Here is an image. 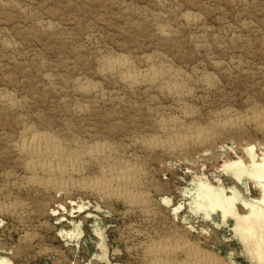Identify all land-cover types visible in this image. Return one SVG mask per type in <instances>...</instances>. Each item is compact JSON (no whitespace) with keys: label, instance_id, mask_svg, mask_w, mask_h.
I'll list each match as a JSON object with an SVG mask.
<instances>
[{"label":"rangeland","instance_id":"374dc122","mask_svg":"<svg viewBox=\"0 0 264 264\" xmlns=\"http://www.w3.org/2000/svg\"><path fill=\"white\" fill-rule=\"evenodd\" d=\"M0 1H1L0 2V35H1L0 36V91L4 94H8V95L11 94L10 96H13L17 105L19 106V107L17 106L16 109H10L0 104V114H1L0 115V134H1L0 149L1 148L3 149L0 150V154H2V151L3 153H5L2 154V157H0V206H9V205L12 206L14 204H18L19 206L16 214L14 215L12 214L13 216L10 214L4 216L0 215V221H2L0 223V257H1L0 259H6L10 261L9 262L10 264H127V263L137 264V262L138 264H148V260H146L148 259L146 256V248L149 244L153 242L155 243L170 242L173 245H178L188 242L190 244H199L208 251L215 253L220 258L218 264H260L255 259H253L252 261L251 256H249L248 252L245 249V246H243V244L239 241L238 239L239 236L233 230L235 227L234 220L230 219L228 220L227 224H224L221 221L222 220L221 218L218 217L216 218V216H214L215 220L212 221L211 219L206 218L204 216V213L201 212V210L200 211L197 210V207L195 208L196 205L193 206V204L196 202L195 200H197V196L201 195L202 193L203 194L208 193L212 188L213 189L223 188L228 196H231L234 193L233 191H235V194L240 196V198L243 199L244 201L258 199L261 196V193L264 195L261 186L257 183L255 179L252 180L248 177H245L242 183L237 184L234 180L233 175L223 167L224 164L238 160H242L244 164L247 167H249L250 160L246 152L244 151L246 150V148L250 146H254L256 154L262 156L264 154V130L260 129L255 123L251 121L250 122L246 121L242 123L243 126L240 125L237 129L234 130H226V131L216 130L214 132L215 137L212 141L214 144L211 142L208 144H204L202 147H191L186 150L178 151L175 153H168L167 151L162 149L150 150L142 145H144V142H146L147 140L153 138H157V139L159 138L165 140L169 136V134L166 133V131H164V129L162 128V124H161L162 121L172 120L173 122H176V124L178 125H185V126L198 125L197 127L200 126L199 128H203L204 126H205L204 128H206L209 126L210 122L213 119L223 120L226 117V115H229L230 113L237 115H244L249 112L250 113L257 112L261 114L264 113L263 112L264 84H261L264 82V0H234V1L233 0H165V1L164 0H159V1L157 0H7L6 2L5 0H0ZM167 2L171 4H167ZM234 3L237 5V7L234 6ZM243 4L245 6H243ZM19 5L21 8L20 7L18 8ZM240 5H242L241 6L242 8L240 7ZM21 9L23 11H21ZM181 9L183 10L181 11ZM221 9L223 12H225V14L223 12H220ZM165 10L167 11L165 12ZM202 10L205 11L207 10L206 11L207 13L205 11H203L204 12L203 13ZM177 12H179V14ZM191 12L196 16L197 25L199 24V26L195 25L196 22L194 23L185 20L186 18H184V16L187 13H191ZM143 15L145 20L141 17ZM148 16L150 17L148 18ZM41 17L44 19H42ZM147 18L148 20L150 19V21H148ZM171 18H173L175 22ZM32 21L35 23V25L34 23H32ZM180 21L183 24L182 23L179 24ZM204 22H206L205 23L206 25H203ZM171 23L173 24L171 25ZM184 23L186 26H184ZM242 23L244 26L242 25ZM244 23L246 24V26ZM153 24L156 27L153 26ZM31 25L34 26L32 27ZM36 26L38 29L36 28ZM236 26L237 27L240 26V27L237 28ZM31 27L34 32L31 30ZM208 27L209 29H207ZM33 28H35L36 30ZM162 29L165 30L167 29L166 31L168 33L166 34L162 33L161 32ZM29 31L30 34L28 33ZM54 31H57L55 33L58 34H55ZM173 31H175L176 33ZM210 31L211 34L209 33ZM220 32L224 36L220 35ZM233 32L234 33L236 32L235 35ZM239 32L240 33L243 32V34L241 35ZM41 34L44 36H41ZM54 34L58 36H54ZM177 34L179 35L177 36ZM157 35L159 38L157 37ZM211 35L214 37H212ZM239 36L241 37L243 36L242 39ZM234 37L236 39H234ZM177 38L180 39L178 40ZM237 38H240L241 41ZM163 39L165 42L163 41ZM171 39L172 40L175 39V40L172 41ZM250 39L252 40V44L250 43L251 42ZM260 39H262L263 41ZM204 40L206 41V43H204L205 42ZM235 40H239V41L237 42ZM234 41L236 42V46L234 45ZM6 42L8 45L6 44ZM239 42H241V44ZM181 43H183L184 45L182 44L183 45L182 46ZM224 43L225 45H223L224 46L223 47L221 44ZM172 46L174 49H172ZM243 46L246 47L243 48ZM16 47L18 50L16 49ZM157 47L159 50L157 49ZM190 48L191 50H189ZM205 48L207 49L205 50ZM233 48L236 50H233ZM171 49L174 51H172ZM225 49H227L226 52L223 51ZM162 50H164V52ZM12 51H14L15 54ZM188 51L191 52L192 54L188 53ZM97 52L100 53L97 54ZM210 52L212 53L210 55L213 56L209 55ZM201 53L204 56H201ZM134 54L135 56H133ZM173 54L174 55L176 54V57H174V59H173ZM159 55L161 56V58H159L160 57ZM178 55H181V57H177ZM188 56L192 58H189ZM211 57H213L212 60ZM40 58L42 59L41 61ZM95 58H97V60ZM115 59L116 60L127 59L126 61L131 66L133 67L135 66L137 70H144L147 67L151 66L152 64V66L155 67L158 66L160 68L169 71L172 70V72L180 73L181 75H183V80L181 79L179 80V84L184 89L183 99L181 101L176 100L178 102L177 103L175 99L166 92L160 91L157 88L155 89L149 87L147 85H142L133 89L128 88L126 84L120 81L118 75L112 74L111 72L105 70L107 69L108 62L110 60H115ZM186 59L189 61V62L186 61L188 62L187 64L191 66L185 65ZM198 60L200 61L198 62ZM168 62H170L171 66H168L170 65ZM201 62H206V63L204 64ZM192 64L194 66H192ZM212 65L215 67V69ZM225 65L226 68H224ZM229 65L235 67L233 68ZM238 65L241 67H239ZM187 66L191 67V69L187 68ZM48 67L51 68L49 69ZM40 68L42 69L43 72L40 70ZM206 68L208 69L205 70ZM23 69L25 71H23ZM44 70L46 71L44 72ZM230 70L232 72H230ZM226 71L228 73H226ZM253 71L254 73H252ZM229 72L232 73V75ZM219 74L223 76V77L220 76V78L222 79L219 78ZM235 74L237 76H233ZM249 74L251 75V77ZM245 75L247 76V78ZM204 77H210V78L212 77L215 84H213V86L209 88L204 87L200 81V78L202 79ZM104 81L106 84L104 83ZM260 81L263 82L260 83ZM82 82L95 85L101 93L99 95H95V94H84L80 92L79 89H80V85L83 84ZM106 85L108 87V88L106 87L107 90L105 88ZM256 86L259 88L257 89ZM41 88L44 89L41 90ZM55 89L56 90L58 89L57 90L58 92ZM197 89L198 90L201 89V90L198 91ZM130 90L131 91L133 90L135 92L133 91L131 92ZM153 90L155 91L153 92ZM210 90L213 93H211ZM207 92L210 93L208 94ZM192 93L196 96H193ZM50 94H52V96ZM130 94L131 96H133V98L130 96ZM64 95H65V99H64ZM185 95L187 97H185ZM207 95L208 97H206ZM222 95L225 97L223 98ZM255 95L256 97H253ZM127 96L128 97L130 96L131 98H128ZM135 96L137 97L135 98ZM202 96H203L202 99L203 101H201ZM165 97L166 98L168 97V99H166ZM59 98L61 100H59ZM66 98L68 101L66 100ZM171 98H173L174 100ZM259 98L262 99V102L261 100H259ZM192 99L194 100L192 101ZM69 100H70V104H68L67 106L66 104L67 102L69 103ZM117 100L120 102H118ZM145 101L148 102L146 103ZM199 101H201V103ZM105 102L107 103V105ZM189 102L194 104H191ZM222 102L223 104H221ZM34 103L35 105H33ZM71 103H73V105H71ZM98 103L100 104L98 105ZM204 103L207 105H205ZM239 103L242 104L240 105ZM62 104H64L65 107ZM165 104L168 105L166 106ZM211 104L212 106L210 107ZM142 105H144V108ZM239 105L240 108L238 107ZM193 106L196 107L193 108ZM100 107H102V109ZM201 107L202 108L204 107V109H202ZM243 107L245 108L243 109ZM91 108H94V110ZM109 109L113 110V112L115 111V109H117V111L113 113L112 111H109ZM207 109L208 112L210 110L209 113L206 111ZM140 110L141 112H139ZM204 110L208 114H206ZM240 110H242V112ZM55 111H57L59 115ZM118 111L120 112V114H117ZM145 111H146L145 114L146 117L144 116ZM62 112L66 113V115L63 114ZM131 112L133 113L131 114ZM152 112L153 114H151ZM60 113L62 114V116H60L61 115ZM97 114H99V116ZM137 115L139 116L137 117ZM107 119H109V122L111 119L110 122L111 124L108 122ZM141 119L144 120L142 125H140L142 123ZM147 119H149V121ZM43 120H44V124H42ZM50 120H52V122ZM146 120L147 122H145ZM89 121L90 122L96 121L97 124L95 122L90 123ZM137 121H139V123ZM206 121H207V126H206ZM134 122L138 125L136 126ZM84 123H86V125ZM117 123L120 124V126L117 125ZM108 124H110L109 125L110 127L108 126ZM126 124L128 126H125ZM42 125L45 126L42 127ZM47 125L49 126V128H45ZM59 125L61 126L63 125L62 126L63 128ZM68 125H71V127ZM103 126L105 128H103ZM24 127L33 129L32 131L34 132H46V133L49 132L48 134L51 133L50 135L60 140L65 148H70V149L76 148V146L89 144L90 142L92 143V141L106 142L107 144L110 145L114 153V156L116 155L114 157L115 160H117L118 162L128 161L130 163L135 164L139 168L141 183L138 192L142 193L145 196L147 202L146 207L144 209L137 207H129L120 200H106L102 197L100 198V196L95 193H91L87 191L78 192L71 189L67 191L69 194L65 192L55 193L31 184L29 182V178L32 176V174L25 169L22 160L23 157L19 155L14 145L17 142H19L21 137L20 131L22 132ZM117 127L119 129H117ZM139 127L141 128V130L140 129L137 130ZM153 127L154 128L156 127L157 129L156 128L154 129ZM245 127L247 128V130ZM80 128L81 130L83 129L84 130L81 131ZM106 128L107 130H105ZM61 130L63 131L58 132ZM122 130L123 131L126 130V131L123 132ZM64 131H66V133H64ZM105 131L106 133L109 134L106 135ZM243 131H244V135H243ZM62 133L65 135H63ZM5 136H7V138ZM16 136H18V138H16ZM95 136L97 138L98 137L101 138V140H99V138L98 139L95 138ZM149 154L151 156H149ZM146 155L149 157L146 158ZM159 156H162L160 157L161 159L159 158ZM6 158H8V160ZM11 159L13 162L11 161ZM9 160L12 163L9 162ZM134 160L136 161L134 162ZM6 169L7 170L10 169V170L7 171ZM94 170L95 172H93ZM81 175L82 176L75 179L91 180L94 177L100 175V167L97 165L95 166V164L89 163V165L82 170ZM145 179L148 180L146 181ZM150 184H152L155 187H153ZM149 185L156 191H154ZM36 194L39 195H37L36 197ZM162 199L164 200L163 202ZM38 200L41 203H39ZM35 201L37 205L35 204ZM262 202L264 203V199ZM242 205L243 204L239 205V207L241 208V212L248 213V210H246ZM38 207H40V210ZM175 208L179 209V211ZM151 211L154 213H152ZM18 214L21 217H19ZM80 222L81 224H79ZM95 222H97L98 224ZM216 223H218L219 225H215ZM103 229L106 231H104ZM73 232H75L76 235ZM100 232L102 234H100ZM97 234H100V236L102 235L101 236L102 238ZM28 236L30 239H26L28 238ZM134 237L135 239H133ZM115 240L118 241L115 242ZM101 241H103V243ZM103 247H106L107 249L106 248L104 249ZM104 251L107 253L104 254L105 253Z\"/></svg>","mask_w":264,"mask_h":264},{"label":"bare ground","instance_id":"6f19581e","mask_svg":"<svg viewBox=\"0 0 264 264\" xmlns=\"http://www.w3.org/2000/svg\"><path fill=\"white\" fill-rule=\"evenodd\" d=\"M7 0H5V2H6ZM157 1H159V0H157ZM165 1V0H164ZM234 1V0H233ZM1 2V1H0ZM169 2V1H168ZM167 2V4H171V3H168ZM244 2V1H243ZM230 3H231V1H230ZM233 3V2H232ZM242 4V3H241ZM7 5H8V3H7ZM162 5V4H161ZM246 5H248V4H246ZM126 6V5H125ZM160 6V5H159ZM166 6V5H165ZM164 6V7H165ZM234 6H236L237 7V5L234 3ZM242 5H240V7H241ZM243 6H245L244 4H243ZM9 7H11V6H9ZM20 7V5L18 6V8ZM174 7V6H173ZM200 7V6H199ZM207 7V6H206ZM240 7H239V9H240ZM248 7V6H247ZM6 8V7H5ZM15 8V7H14ZM21 8V7H20ZM126 8V7H125ZM129 8V7H128ZM132 8V7H131ZM208 8V7H207ZM242 8V7H241ZM245 8V7H244ZM11 9V8H10ZM9 9V10H10ZM24 9V8H23ZM167 9V8H166ZM176 9V8H175ZM180 9V8H179ZM192 9V8H191ZM199 9V8H198ZM202 9V8H201ZM25 10V9H24ZM127 10V9H126ZM135 10H137V9H135ZM141 10V9H140ZM144 10V9H143ZM169 10V9H168ZM173 10V9H172ZM183 9H181V11H182ZM187 10V9H186ZM195 10V9H194ZM21 11H23L22 9H21ZM164 11V10H163ZM167 10H165V12H166ZM201 11V10H200ZM203 11H205V10H202V12ZM207 11V10H206ZM205 11V12H206ZM20 12V11H19ZM29 12V11H28ZM135 12V11H134ZM140 12V11H139ZM142 12V11H141ZM156 12V11H155ZM157 12H158V9H157ZM169 12V11H168ZM167 12V13H168ZM174 12V11H173ZM197 12V11H196ZM199 12V11H198ZM220 12H223L222 11V9H221V11ZM145 13V12H144ZM178 14H179V12H177ZM182 13V12H181ZM186 13V12H185ZM184 13V14H185ZM204 13V12H203ZM207 13V12H206ZM205 13V14H206ZM210 13V12H209ZM224 14H225V12H223ZM30 14H32V13H30ZM34 14V13H33ZM152 14V13H151ZM156 14V13H155ZM183 14V15H184ZM202 14V13H201ZM36 15V14H35ZM169 15V14H168ZM177 15V14H176ZM146 16V15H145ZM179 16V15H178ZM181 16V15H180ZM223 16V15H222ZM28 17V16H27ZM35 17V16H34ZM143 19H144V15L143 16H141ZM150 16H148V18H149ZM152 17V16H151ZM171 17V16H170ZM205 17H208V16H205ZM29 18V17H28ZM39 18H40V16H39ZM42 18V17H41ZM47 18V17H46ZM138 18V17H137ZM140 18V17H139ZM148 18H147V20H148ZM155 18V17H154ZM174 18V17H173ZM173 18H171L172 20H173ZM180 18V17H179ZM184 18H186L185 20H188V21H191V22H196V24L195 25H197V18H196V16L194 15V14H192V12L191 13H187L185 16H184ZM38 19V18H37ZM42 19H44V18H42ZM169 19V18H168ZM145 20V19H144ZM158 20H159V17H158ZM172 20H170V21H172ZM205 20V19H204ZM240 20H242V19H240ZM35 21V20H34ZM148 21H150V19L148 20ZM152 21V20H151ZM161 21V20H160ZM174 21V20H173ZM179 21V20H178ZM244 21V20H243ZM36 22V21H35ZM38 22V21H37ZM144 22H147V21H144ZM153 22V21H152ZM155 22V21H154ZM175 22V21H174ZM173 22V23H174ZM32 23H34L33 21H32ZM31 23V24H32ZM41 23V22H40ZM43 23V22H42ZM156 23V22H155ZM173 23H171V25L173 24ZM182 22L180 21L179 22V24H181ZM206 22H204V24L203 25H206L205 24ZM208 23V22H207ZM147 24H150V23H147ZM164 24H166V23H164ZM175 24V23H174ZM183 24V23H182ZM191 24H193V23H191ZM240 24V23H239ZM245 24V23H244ZM34 25H35V23H34ZM34 25H31L32 27L34 26ZM50 25V24H49ZM176 25V24H175ZM202 25V24H201ZM242 25H243V23H242ZM249 25V24H248ZM153 26H155L154 24H153ZM178 26V25H177ZM184 26H186L185 25V23H184ZM197 26H199V24L197 25ZM196 26V27H197ZM221 26H222V24H221ZM244 26V25H243ZM245 26H246V24H245ZM32 27H31V30H32ZM42 27V26H41ZM50 27V26H49ZM48 27V28H49ZM156 27V26H155ZM174 27V26H173ZM202 27V26H201ZM224 27V26H223ZM227 27V26H226ZM232 27V26H231ZM237 27V26H236ZM238 27H240V26H238ZM237 27V28H238ZM36 28H37V26H36ZM54 28V27H53ZM171 28V27H170ZM177 28V27H176ZM186 28V27H185ZM195 28V27H194ZM193 28V29H194ZM198 28V27H197ZM212 28V27H211ZM210 28V29H211ZM228 28H230V27H228ZM233 28H235V27H233ZM251 28V27H250ZM256 28V27H255ZM33 29H35V28H33ZM38 29V28H37ZM180 29V28H179ZM205 29V28H204ZM207 29H209V27L207 28ZM206 29V30H207ZM223 29V28H222ZM30 30V31H31ZM36 30V29H35ZM46 30V29H45ZM167 30V29H166ZM165 29H162L161 30V32L162 33H164V34H166V33H168L167 31H166ZM197 30V29H196ZM201 30V29H200ZM214 30V29H213ZM231 30V29H230ZM243 30V29H242ZM241 30V31H242ZM27 31V30H26ZM30 31L28 32L29 34H30ZM33 31V30H32ZM39 31V30H38ZM42 31V30H41ZM158 31V30H157ZM182 31V30H181ZM212 31V30H211ZM211 31L209 32L210 34H211ZM229 31V30H228ZM232 31V30H231ZM238 31V30H237ZM236 31V32H237ZM244 31V30H243ZM247 31V30H246ZM252 31V30H251ZM255 31V30H254ZM2 32V31H1ZM34 32V31H33ZM55 32H57V31H54V33ZM61 32V31H60ZM173 32H175V31H173ZM190 32H192V31H190ZM213 32V31H212ZM218 32V31H217ZM217 32H214V33H217ZM224 32V31H223ZM235 32V33H236ZM5 33V32H4ZM27 33V34H28ZM40 33H42V32H40ZM159 33V32H158ZM170 33V32H169ZM176 33V32H175ZM184 33V32H183ZM213 33V34H214ZM234 33V32H233ZM235 33H234V35H235ZM240 33V32H239ZM252 33V32H251ZM38 34V33H37ZM43 34H44V32H43ZM45 34H46V32H45ZM55 34H58V33H55ZM54 34V36H58V35H55ZM95 34V33H94ZM150 34V33H149ZM180 34V33H179ZM179 34H177V36L179 35ZM201 34H202V31H201ZM212 34V35H213ZM224 34H226V33H224ZM241 35L243 34V32L242 33H240ZM245 34V33H244ZM31 35H32V32H31ZM161 35V34H160ZM181 35V34H180ZM183 35V34H182ZM191 35V34H190ZM211 35V36H212ZM220 35H222L221 34V32H220ZM230 35H232V34H230ZM229 35V36H230ZM239 35V34H238ZM1 36V35H0ZM5 36V35H4ZM27 36V35H26ZM36 36H38V35H36ZM35 36V37H36ZM41 36H44V35H42L41 34ZM40 36V37H41ZM91 36V35H90ZM152 36V35H151ZM169 36H170V34H169ZM176 36V37H177ZM184 36V35H183ZM205 36V35H204ZM204 36H203V39H204ZM222 36H224V35H222ZM222 36H221V38H222ZM229 36H227V37H229ZM237 36V35H236ZM244 36V35H243ZM242 36V37H243ZM247 36V35H246ZM29 37V36H28ZM32 37V36H31ZM34 37V38H35ZM88 37V36H87ZM157 37H158V35H157ZM156 37V38H157ZM185 37H187V36H185ZM189 37V36H188ZM194 37V36H193ZM197 37V36H196ZM212 37H214V36H212ZM232 37V36H231ZM241 39H242V37L241 36H239ZM5 38V37H4ZM39 38V37H38ZM43 38V37H42ZM46 38V37H45ZM85 38H86V35H85ZM159 38V37H158ZM161 38V37H160ZM172 38V37H171ZM183 38V37H182ZM191 38H192V36H191ZM207 38H208V36H207ZM221 38H219V39H221ZM240 38H237V39H239L240 40ZM249 38V37H248ZM89 39V38H88ZM178 39V38H177ZM180 39V38H179ZM178 39V40H179ZM188 39V38H187ZM201 39V38H200ZM200 39H199V41H200ZM213 39H215V38H213ZM228 39V38H227ZM230 39V38H229ZM234 39H236L235 37H234ZM233 39V40H234ZM244 39V38H243ZM10 40V39H9ZM40 40V39H39ZM172 40V39H171ZM175 40V39H174ZM174 40H172V41H174ZM184 40H185V38H184ZM189 40V39H188ZM216 40H218V39H216ZM239 40H235V41H239ZM251 40V39H250ZM258 40V39H257ZM260 40H262V39H260ZM86 41V40H85ZM163 41H164V39H163ZM171 41V42H172ZM181 41V40H180ZM179 41V42H180ZM195 41V40H194ZM199 41H197V42H199ZM202 41V40H201ZM205 41V40H204ZM209 41H210V39H209ZM214 41V40H213ZM234 41V45L236 46V42ZM241 41V40H240ZM263 41V40H262ZM8 42V41H7ZM7 42H6V44H7ZM94 42V41H93ZM165 42V41H164ZM168 42V41H167ZM170 42V41H169ZM196 42V41H195ZM221 42V41H220ZM246 42V41H245ZM97 43V42H96ZM194 43V42H193ZM203 43V42H202ZM204 43H206V41L204 42ZM203 43V44H204ZM216 43V42H215ZM240 44H241V42H239ZM249 43V42H248ZM251 44H252V40H251V42H250ZM260 43H261V41H260ZM4 44V43H3ZM175 44V43H174ZM173 44V45H174ZM183 43H181V45H182ZM229 44V43H228ZM238 44V43H237ZM245 44V43H244ZM250 44V45H251ZM263 44V43H262ZM8 45V44H7ZM14 45V44H13ZM158 45H160V44H158ZM184 45V44H183ZM182 45V46H183ZM187 45V44H186ZM189 45V44H188ZM205 45V44H204ZM211 45V44H210ZM219 45V44H218ZM222 46L223 45H225V43L224 44H221ZM242 45H243V43H242ZM246 45V44H245ZM249 45V44H248ZM15 46V45H14ZM17 46V45H16ZM93 46V45H92ZM163 46V45H162ZM181 46V47H182ZM193 46V45H192ZM213 46V45H212ZM221 46V47H222ZM239 46V45H238ZM160 47V46H159ZM165 47V46H164ZM163 47V48H164ZM178 47V46H177ZM180 47V48H181ZM210 47V46H209ZM215 47H216V44H215ZM217 47H219V46H217ZM224 47V46H223ZM222 47V48H223ZM244 47H246V46H243V48ZM3 48V47H2ZM9 48H10V46H9ZM15 48V47H14ZM183 48V47H182ZM181 48V49H182ZM189 48V47H188ZM192 48V47H191ZM191 48L189 49V50H191ZM235 48V47H234ZM233 48V50H236V49H234ZM238 48H241V47H238ZM249 48V47H248ZM4 49V48H3ZM16 49H17V47H16ZM21 49V48H20ZM157 49H158V47H157ZM161 49H162V47H161ZM169 49H170V47H169ZM172 49H174L173 48V46H172ZM171 49V50H172ZM179 49V48H178ZM200 49H201V47H200ZM207 48H205V50H206ZM209 49V48H208ZM221 49V48H220ZM13 50V49H12ZM18 50V49H17ZM16 50V51H17ZM136 50V49H135ZM156 50V49H155ZM155 50H154V52H155ZM159 50V49H158ZM170 50V51H171ZM195 50V49H194ZM226 50L227 49H225V50H223V51H225L226 52ZM232 50V49H231ZM245 50V49H244ZM75 51H78V50H75ZM153 51V50H152ZM163 52H164V50H162ZM172 51H174V50H172ZM196 51V50H195ZM201 51H202V49H201ZM220 51V50H219ZM239 51H240V49H239ZM238 51V52H239ZM242 51V50H241ZM248 51H249V49H248ZM251 51V50H250ZM14 54H15V52L14 51H12ZM104 52V51H103ZM161 52V51H160ZM165 52H166V50H165ZM168 52H169V50H168ZM198 52V51H197ZM205 52V51H204ZM207 52V51H206ZM213 52H214V50H213ZM221 52V51H220ZM231 52V51H230ZM245 52H247V51H245ZM18 53V52H17ZM100 53V52H99ZM98 52H97V54H99ZM139 53H141V52H139ZM149 53V52H148ZM171 53V52H170ZM169 53V54H170ZM179 53V52H178ZM177 53V54H178ZM186 53V52H185ZM185 53H184V55H185ZM188 53H191V52H189L188 51ZM187 53V54H188ZM240 53V52H239ZM104 54V53H103ZM138 54V53H137ZM143 54V53H142ZM150 54V53H149ZM148 54V55H149ZM162 54V53H161ZM182 54V53H181ZM192 54V53H191ZM210 54H212L211 52L209 53V55ZM235 54V53H234ZM10 55V54H9ZM11 55H12V53H11ZM129 55V54H128ZM140 55V54H139ZM153 55V54H152ZM155 55V54H154ZM217 55H218V52H217ZM237 55V54H236ZM242 55V54H241ZM245 55H246V53H245ZM133 56H135V54L133 55ZM160 56V55H159ZM163 56V55H162ZM183 56V55H182ZM198 56H200V55H198ZM201 56H204L202 53H201ZM210 56H213V55H210ZM234 56V55H233ZM20 57V56H19ZM121 57V56H120ZM125 57V56H124ZM165 57V56H164ZM174 57H176V54L174 55L173 54V59H174ZM177 57H181V55H178ZM189 57V56H188ZM9 58H11V57H9ZM8 58V59H9ZM14 58V57H13ZM17 58H18V56H17ZM135 58H138V57H135ZM149 58V57H148ZM159 58H161V56L159 57ZM166 58V57H165ZM186 58H187V55H186ZM189 58H192V57H189ZM195 58V57H194ZM199 58V57H198ZM212 58L213 57H211V60H212ZM238 58V57H237ZM243 58V57H242ZM20 59V58H19ZM18 59V60H19ZM96 60H97V58H95ZM104 59V58H103ZM152 59H153V57H152ZM167 59V58H166ZM182 59V58H181ZM197 59V58H196ZM224 59V58H223ZM17 60V61H18ZM42 59L40 58V61H41ZM107 60V59H106ZM127 60V59H126ZM126 60H123V59H118V60H110L109 62H108V64H107V69H105V70H107V71H109V72H111L112 74H115V75H118V77H119V79H120V81H122L124 84H126L127 86H128V88H130V89H133V88H136V87H139V86H142V85H147V86H149V87H152V88H157V89H159L160 91H163V92H166L167 94H169L171 97H173L174 99H175V101L177 100V101H181L182 99H183V97H184V89L181 87V85L179 84V80L181 79V80H183V75H181L180 73H178V72H172V70L171 71H169V70H166V69H163V68H160V67H155V66H152V64H151V66H149V67H147L146 69H144V70H137L136 68H135V66L133 67V66H131ZM132 60H133V58H132ZM193 60V59H192ZM195 60V59H194ZM203 60V59H202ZM215 60V59H214ZM213 60V61H214ZM10 61V60H9ZM99 61V60H98ZM135 61V60H134ZM137 61V60H136ZM139 61V60H138ZM147 61V60H146ZM162 61H163V59H162ZM162 61H161V64H162ZM170 61V60H169ZM178 61V60H177ZM186 61H188L187 59L185 60V62ZM190 61H191V59H190ZM196 61V60H195ZM200 60H198V62H199ZM212 61V62H213ZM217 61V60H216ZM14 62V61H13ZM145 62V61H144ZM148 62V61H147ZM179 62V61H178ZM184 62V63H185ZM189 62V61H188ZM188 62H186L185 63V65H188L187 63ZM197 62V61H196ZM215 62V61H214ZM223 62V61H222ZM40 63V62H39ZM38 63V64H39ZM105 63V62H104ZM136 63V62H135ZM152 63H153V61H152ZM166 63V62H165ZM169 64H170V62H168ZM183 63V62H182ZM201 63H206V62H201ZM221 63V62H220ZM167 64V63H166ZM190 64V63H189ZM195 64V63H194ZM199 64V63H198ZM197 64V65H198ZM222 64V63H221ZM220 64V65H221ZM224 64V63H223ZM233 64V63H232ZM133 65V64H132ZM139 65V64H138ZM173 65V64H172ZM178 65V64H177ZM180 65V64H179ZM208 65H211V64H208ZM248 65V64H247ZM95 66V65H94ZM168 66H171V64L170 65H168ZM188 66H191V65H188ZM187 66V68H190L191 69V67H188ZM192 66H194L193 64H192ZM204 66H206V65H204ZM203 66V67H204ZM213 66V65H212ZM222 66V65H221ZM229 66H231V65H229ZM237 66V65H236ZM239 66V65H238ZM243 66V65H242ZM140 67H142V66H140ZM210 67V66H209ZM214 67V66H213ZM213 67H212V69H213ZM231 67H233V66H231ZM235 67V66H234ZM233 67V68H234ZM239 67H241V66H239ZM244 67V66H243ZM23 68V67H22ZM49 68V67H48ZM51 68V67H50ZM49 68V69H50ZM103 68H104V66H103ZM177 68V67H176ZM221 68H223V67H221ZM224 68H226V65H225V67ZM233 68H232V71H233ZM247 68V67H246ZM178 69H179V67H178ZM204 69V68H203ZM208 68H206L205 70H207ZM214 69H215V67H214ZM231 69V68H230ZM237 69V68H236ZM241 69V68H240ZM243 69V68H242ZM249 69V68H248ZM21 70V69H20ZM40 70L42 71V69L40 68ZM101 70V69H100ZM175 70V69H174ZM185 70V69H184ZM192 70H193V68H192ZM221 70V69H220ZM224 70V69H223ZM227 70H229V69H227ZM251 70V69H250ZM23 71H25L24 69H23ZM46 70H44V72H45ZM178 71V70H177ZM179 71H181V70H179ZM216 71V70H215ZM214 71V72H215ZM231 70H230V72H232ZM239 71V70H238ZM243 71V70H242ZM241 71V72H242ZM252 71V70H251ZM250 71V72H251ZM43 72V71H42ZM106 72V71H105ZM181 72H183V71H181ZM187 72V71H186ZM190 72H192V71H190ZM198 72V71H197ZM200 72V71H199ZM211 72V71H210ZM222 72V71H221ZM220 72V73H221ZM229 72V73H230ZM240 72V73H241ZM247 72V71H246ZM258 72V71H257ZM257 72H255V73H257ZM99 73V72H98ZM208 73V72H207ZM224 73V72H223ZM226 73H228L227 71H226ZM243 73V72H242ZM252 73H254V71L252 72ZM48 74V73H47ZM192 74V73H191ZM231 75H232V73H230ZM238 74V73H237ZM244 74H247V73H244ZM53 75V74H52ZM96 75V74H95ZM188 75V74H187ZM194 75H196V74H194ZM197 75H198V73H197ZM217 75V74H216ZM225 75V74H224ZM250 75V74H249ZM254 75V74H253ZM97 76V75H96ZM190 76V75H189ZM209 76V75H208ZM220 74H219V78H220ZM230 76V75H229ZM233 76H237L236 74L235 75H233ZM246 76V75H245ZM256 76V75H255ZM80 77V76H79ZM86 77V76H85ZM91 77V76H90ZM104 77V76H103ZM186 77V76H185ZM200 77V76H199ZM203 77V76H202ZM215 77V76H214ZM221 77H223V76H221ZM239 77V76H238ZM241 77V76H240ZM250 77H251V75H250ZM253 77V76H252ZM11 78V77H10ZM44 78V77H43ZM47 78V77H46ZM101 78V77H100ZM189 78V77H188ZM233 78V77H232ZM246 78H247V76H246ZM12 79V78H11ZM57 79H58V77H57ZM80 79V78H79ZM93 79V78H92ZM187 79V78H186ZM195 79V78H194ZM193 79V80H194ZM220 79H222V78H220ZM235 79H237V78H235ZM253 79V78H252ZM262 79V78H261ZM45 80V79H44ZM106 80V79H105ZM116 80V79H115ZM198 80V79H197ZM214 80H215V78H214ZM258 80V79H257ZM9 81V80H8ZM55 81V80H54ZM88 81V80H87ZM86 81V82H87ZM114 81V80H113ZM117 81V80H116ZM119 81V82H120ZM186 81V80H185ZM188 81V80H187ZM196 81V80H195ZM200 81H201V83H202V85L204 86V87H206V88H209V87H212L213 86V84H215L214 83V81H213V79H212V77L210 78V77H204V78H200ZM228 81V80H227ZM13 82V81H12ZM45 82V81H44ZM59 82V81H58ZM83 83V84H81L80 85V92H82V93H84V94H95V95H99L101 92L98 90V88L95 86V85H92V84H89V83ZM95 82H96V80H95ZM110 82V81H109ZM115 82V81H114ZM118 82V83H119ZM190 82V81H189ZM199 82V81H198ZM236 82V81H235ZM261 82H263V81H260V83ZM43 83V82H42ZM41 83V84H42ZM71 83V82H70ZM76 83V82H75ZM104 83H105V81H104ZM116 83V82H115ZM118 83H117V85H118ZM193 83V82H192ZM191 83V84H192ZM259 83V82H258ZM258 83H256V84H258ZM46 84V83H45ZM78 84V83H77ZM106 84V83H105ZM104 84V85H105ZM185 84V83H184ZM196 84V83H195ZM261 84H264V82L263 83H261ZM260 84V85H261ZM122 85V84H121ZM200 85V84H199ZM198 85V86H199ZM259 85V86H260ZM46 86V85H45ZM111 86H112V84H111ZM226 86V85H225ZM254 86V85H253ZM48 87V86H47ZM72 87V86H71ZM101 87V86H100ZM107 87V85L105 86V88ZM195 87V86H194ZM197 87V86H196ZM257 87V86H256ZM108 88V87H107ZM107 88H106V90H107ZM124 88V87H123ZM122 88V89H123ZM259 87H257V89H258ZM44 89V88H43ZM42 88H41V90H43ZM48 89V88H47ZM101 89V88H100ZM119 89H120V87H119ZM196 89V88H195ZM219 89H220V87H219ZM256 89V90H257ZM261 89V88H260ZM263 89V88H262ZM56 90V89H55ZM58 90V89H57ZM56 90V91H57ZM61 90V89H60ZM72 90V89H71ZM76 90V89H75ZM116 90V89H115ZM127 90V89H126ZM198 90V89H197ZM201 90V89H200ZM200 90H198V91H200ZM206 90V89H205ZM208 90V89H207ZM217 90V89H216ZM62 91V90H61ZM131 91V90H130ZM133 91V90H132ZM131 91V92H132ZM149 91V90H148ZM147 91V92H148ZM152 91V90H151ZM155 90H153V92H154ZM189 91V90H188ZM215 91V90H214ZM220 91V90H219ZM33 92V91H32ZM48 92V91H47ZM58 92V91H57ZM64 92V91H63ZM79 92V91H78ZM105 92V91H104ZM122 92V91H121ZM133 92H135V91H133ZM210 92H211V90H210ZM209 92V93H210ZM251 92V91H250ZM260 92V91H259ZM12 93V92H11ZM37 93V92H36ZM43 93V92H42ZM44 93H45V90H44ZM73 93H74V91H73ZM110 93V92H109ZM142 93V92H141ZM157 93V92H156ZM159 93V92H158ZM194 93V92H193ZM192 93V94H193ZM195 93H197V92H195ZM205 93H206V91H205ZM208 93V92H207ZM208 93V94H209ZM211 93H213V92H211ZM215 93V92H214ZM217 93H218V91H217ZM220 93V92H219ZM13 94V93H12ZM30 94H31V92H30ZM64 94V93H63ZM76 94V93H75ZM143 94V93H142ZM142 94H140V95H142ZM148 94V93H147ZM149 94H150V92H149ZM190 94V93H189ZM203 94H204V92H203ZM245 94V93H244ZM252 94V93H251ZM261 94H262V92H261ZM263 94H264V92H263ZM11 95V94H10ZM10 95H8V94H4V93H2L1 91H0V104H2L3 106H5V107H7V108H10V109H16L17 108V103H16V101L14 100V98H13V96H10ZM14 95V94H13ZM36 95V94H35ZM51 96H52V94H50ZM53 95H55V94H53ZM57 95V94H56ZM67 95V94H66ZM73 95V94H72ZM79 95H81V94H79ZM154 95V94H153ZM156 95V94H155ZM200 95H201V92H200ZM247 95H248V93H247ZM68 96V95H67ZM76 96V95H75ZM94 96V95H93ZM105 96H106V94H105ZM130 96H131V94H130ZM128 97V98H133V96H131V97ZM138 96V95H137ZM137 96H135V98L137 97ZM167 96V95H166ZM193 96H196V95H194L193 94ZM192 96V97H193ZM211 96V95H210ZM212 96H213V94H212ZM217 96V95H216ZM220 96V95H219ZM223 96V95H222ZM259 96V95H258ZM257 96V97H258ZM264 96V95H263ZM23 97V96H22ZM25 97V96H24ZM69 97V96H68ZM67 97V98H68ZM83 97H85V96H83ZM103 97V96H102ZM111 97V96H110ZM125 97V96H124ZM185 97H187L186 95H185ZM189 97V96H188ZM191 97V96H190ZM199 97V96H198ZM206 97H208V95L206 96ZM225 96H223V98H224ZM253 97H256V95L255 96H253ZM38 98V97H37ZM55 98V97H54ZM61 98V97H60ZM59 98V100H61ZM67 98H66V100H67ZM82 98V97H81ZM148 98V97H147ZM166 98V97H165ZM173 98H171V99H173ZM194 98V97H193ZM246 98V97H245ZM244 98V99H245ZM263 98V97H262ZM35 99H36V97H35ZM64 99H65V95H64ZM63 99V100H64ZM69 99V98H68ZM72 99V98H71ZM83 99V98H82ZM91 99V98H90ZM89 99V100H90ZM143 99V98H142ZM149 99H150V97H149ZM148 99V100H149ZM158 99V98H157ZM166 99H168V97L166 98ZM170 99V100H171ZM173 99V100H174ZM188 99V98H187ZM203 99V96H202V98H201V101H203L202 100ZM208 99H211V98H208ZM256 99V98H255ZM264 99V98H263ZM33 100H34V97H33ZM56 100H57V98H56ZM58 100V101H59ZM99 100H101V99H99ZM119 100V99H118ZM117 100V101H118ZM136 100V99H135ZM165 100V99H164ZM194 99H192V101H193ZM241 100V99H240ZM258 100V99H257ZM256 100V101H257ZM259 100H261V102H262V99H260L259 98ZM28 101V100H27ZM36 101V100H35ZM34 101V102H35ZM68 101V100H67ZM73 101V100H72ZM82 101V100H81ZM113 101V100H112ZM127 101V100H126ZM167 101H169V100H167ZM166 101V102H167ZM172 101V100H171ZM176 101V102H177ZM198 101V100H197ZM197 101H195V102H197ZM201 101H199L200 103H201ZM228 101V100H227ZM255 101V102H256ZM264 101V100H263ZM22 102V101H21ZM25 102V101H24ZM38 102V101H37ZM57 102V101H56ZM118 102H120V101H118ZM132 102V101H131ZM137 102V101H136ZM142 102V101H141ZM141 102H140V104H141ZM146 102V101H145ZM148 102V101H147ZM146 102V103H147ZM152 102V101H151ZM204 102H205V100H204ZM242 102V101H241ZM20 103V102H19ZM59 103V102H58ZM64 103V102H63ZM75 103V102H74ZM83 103V102H82ZM93 103V102H92ZM91 103V104H92ZM104 103V102H103ZM102 103V104H103ZM106 103V102H105ZM109 103V102H108ZM122 103V102H121ZM128 103H130V102H128ZM138 103H139V101H138ZM163 103V102H162ZM175 103V102H174ZM178 103V102H177ZM189 103H191V102H189ZM210 103V102H209ZM212 103V102H211ZM234 103V102H233ZM249 103H251V102H249ZM248 103V104H249ZM254 103V102H253ZM257 103V102H256ZM54 104H55V102H54ZM65 104V103H64ZM64 104H62L64 107H65V105ZM68 104H70V100H69V103L67 102V106H68ZM84 104V103H83ZM87 104V103H86ZM100 103H98V105H99ZM117 104H120V103H117ZM132 104V103H131ZM131 104H130V106H131ZM134 104H136V103H134ZM150 104V103H149ZM154 104V103H153ZM172 104V103H171ZM191 104H194V103H191ZM197 104V103H196ZM205 104V103H204ZM217 104V103H216ZM221 104H223V102L221 103ZM238 104V103H237ZM240 104V103H239ZM242 104V103H241ZM240 104V105H241ZM260 104V103H259ZM262 104V103H261ZM1 105V106H2ZM20 105V104H19ZM33 105H35V103L33 104ZM58 105V104H57ZM71 105H73V103H71ZM70 105V106H71ZM106 105H107V103H106ZM166 105V104H165ZM168 105V104H167ZM166 105V106H167ZM178 105V104H177ZM190 105V104H189ZM198 105V104H197ZM196 105V106H197ZM201 105V104H200ZM203 105V104H202ZM205 105H207V104H205ZM233 105V104H232ZM240 105L238 106L239 108H240ZM247 105V104H246ZM251 105V104H250ZM257 105V104H256ZM29 106H30V104H29ZM56 106V105H55ZM102 106V105H101ZM105 106V105H104ZM115 106V105H114ZM121 106V105H120ZM141 106V105H140ZM143 106V108H144V105H142ZM162 106V105H161ZM181 106V105H180ZM184 106V105H183ZM196 106H193V108L194 107H196ZM212 106V104L210 105V107ZM215 106V105H214ZM214 106H213V108H214ZM243 106V105H242ZM241 106V107H242ZM248 106V105H247ZM19 107V106H18ZM60 107H62V106H60ZM91 107H93V106H91ZM109 107V106H108ZM122 107V106H121ZM155 107V106H154ZM177 107H179V106H177ZM182 107V106H181ZM236 107V106H235ZM263 107H264V104H263ZM4 108V107H3ZM21 108V107H20ZM30 108V107H29ZM57 108H58V106H57ZM66 108H69V107H66ZM74 108V107H73ZM80 108V107H79ZM78 108V109H79ZM94 108H95V106H94ZM94 108H91V109H93L94 110ZM98 108V107H97ZM101 109H102V107H100ZM99 108V109H100ZM110 108H111V106H110ZM129 108V107H128ZM134 108V107H133ZM148 108V107H147ZM156 108V107H155ZM166 108V107H165ZM186 108V107H185ZM202 108V107H201ZM209 108V107H208ZM221 108V107H220ZM220 108H219V110H220ZM227 108V107H226ZM245 107H243V109H244ZM19 109V108H18ZM56 109V108H55ZM64 109V108H63ZM71 109V108H70ZM75 109V108H74ZM90 109V110H91ZM105 109V108H104ZM113 109V108H112ZM141 109H142V107H141ZM149 109V108H148ZM153 109V108H152ZM161 109V108H160ZM198 109V108H197ZM200 109V108H199ZM202 109H204V107L202 108ZM212 109V108H211ZM248 109V108H247ZM25 110V109H24ZM30 110V109H29ZM28 110V111H29ZM53 110H54V108H53ZM62 110V109H61ZM69 110V109H68ZM85 110V109H84ZM95 110H97V109H95ZM123 110H125V109H123ZM134 110V109H133ZM136 110V109H135ZM138 110V109H137ZM193 110V109H192ZM191 110V111H192ZM216 110V109H215ZM227 110V109H226ZM3 111V110H2ZM22 111V110H21ZM49 111H50V109H49ZM63 111V110H62ZM65 111V110H64ZM67 111V110H66ZM88 111V110H87ZM99 111V110H98ZM104 111V110H103ZM109 111H112L113 112V110H110L109 109ZM108 111V112H109ZM117 111V109H115V111L114 112H116ZM121 111V110H120ZM130 111V110H129ZM152 111V110H151ZM164 111V110H163ZM205 111V110H204ZM207 112H208V109L206 110ZM205 111V112H206ZM241 112H242V110H240ZM243 111H245V110H243ZM254 111V110H253ZM7 112H9V111H7ZM16 112V111H15ZM55 112H57V111H55ZM84 112H86V111H84ZM113 112V113H114ZM124 112V111H123ZM134 112V111H133ZM133 112H131V114L133 113ZM139 112H141V110L139 111ZM156 112V111H155ZM177 112V111H176ZM186 112V111H185ZM202 112V111H201ZM206 112V114H208L209 112H210V110H209V112L207 113ZM224 112V111H223ZM229 112V111H228ZM232 112H233V110H232ZM264 112V111H263ZM262 112V113H263ZM11 113V112H10ZM50 113H51V111H50ZM63 113V112H62ZM75 113V112H74ZM86 113H88V112H86ZM97 113V112H96ZM99 113V112H98ZM106 113V112H105ZM113 113H112V115H113ZM126 113V112H125ZM129 113V112H128ZM163 113V112H162ZM169 113V112H168ZM212 113V112H211ZM215 113H217V112H215ZM230 113V112H229ZM235 113V112H234ZM237 113V112H236ZM32 114V113H31ZM54 114V113H53ZM53 114H52V116H53ZM57 114L59 115V113L57 112ZM56 114V115H57ZM61 114V113H60ZM63 114H65L66 115V113H63ZM71 114V113H70ZM101 114V113H100ZM103 114H104V112H103ZM110 114V113H109ZM117 114H120V112L118 111V113ZM124 114V113H123ZM130 114V113H129ZM129 114H128V116H129ZM135 114V113H134ZM133 114V115H134ZM146 111H145V113H144V116L146 117ZM151 114H153V112L151 113ZM195 114V113H194ZM241 114V113H240ZM264 114V113H263ZM263 114H261V113H257V112H253V113H246V114H244V115H237V114H229V115H226V117L223 119V120H218V119H213L212 121H211V119H210V124H209V122H208V124H209V126L208 127H206V128H199V127H197V126H195V125H189V126H185V125H178V124H176V122H173L172 120H170V121H162V128L164 129V131H166V133H168L169 134V136L165 139V140H162V139H157V138H153V139H150V140H145L146 142H144V145H142V146H145L146 148H148V149H150V150H156V149H162V150H165V151H167L168 153H175V152H178V151H183V150H186V149H188V148H191V147H202L204 144H208V143H211L212 141H213V139H214V132L216 131V130H234V129H237L240 125H242L243 126V122H246V121H251V122H253V123H255L260 129H262V130H264V116H263ZM1 115V114H0ZM9 115V114H8ZM39 115V114H38ZM55 115V114H54ZM84 115V114H83ZM98 116H99V114H97ZM111 115V116H112ZM115 115V114H114ZM158 115H160V114H158ZM184 115H185V113H184ZM183 115V116H184ZM191 115V114H190ZM193 115V114H192ZM34 116V115H33ZM42 116V115H41ZM60 116H62V114L60 115ZM64 116V115H63ZM69 116V115H68ZM71 116V115H70ZM73 116V115H72ZM78 116H80V115H78ZM89 116H90V114H89ZM88 116V117H89ZM135 116V115H134ZM139 115H137V117H138ZM141 116H142V114H141ZM150 116H152V115H150ZM173 116V115H172ZM214 116V115H213ZM84 117V116H83ZM82 117V118H83ZM96 117V116H95ZM109 117V116H108ZM120 117V116H119ZM132 117V116H131ZM137 117H135V118H137ZM148 117V116H147ZM154 117V116H153ZM159 117V116H158ZM167 117V116H166ZM186 117V116H185ZM184 117V118H185ZM193 117V116H192ZM197 117V116H196ZM209 117V116H208ZM17 118V117H16ZM21 118H22V116H21ZM20 118V119H21ZM39 118V117H38ZM42 118V117H41ZM53 118V117H52ZM60 118V117H59ZM65 118V117H64ZM72 118V117H71ZM75 118H76V116H75ZM74 118V119H75ZM87 118V117H86ZM90 118V117H89ZM88 118V119H89ZM93 118V117H92ZM100 118V117H99ZM98 118V119H99ZM105 118V117H104ZM104 118H103V121H104ZM110 118V117H109ZM115 118V117H114ZM129 118V117H128ZM190 118V117H189ZM198 118V117H197ZM197 118H195V119H197ZM214 118V117H213ZM220 118V117H219ZM37 119V118H36ZM44 119V118H43ZM50 119V118H49ZM63 119V118H62ZM127 119V118H126ZM146 119V118H145ZM163 119V118H162ZM176 119V118H175ZM191 119H193V118H191ZM35 120V119H34ZM38 120H40V119H38ZM96 120H97V118H96ZM108 120V122H109V119H107ZM106 120V121H107ZM115 120V119H114ZM113 120V121H114ZM120 120V119H119ZM122 120V119H121ZM130 120V119H129ZM129 120H127V121H129ZM136 120V119H135ZM139 120H140V118H139ZM142 120V123L140 124V125H142L143 124V122H144V120L143 119H141ZM148 121H149V119H147ZM147 120L145 121V122H147ZM152 120V119H151ZM160 120V119H159ZM203 120V119H202ZM204 120H206V119H204ZM14 121V120H13ZM21 121V120H20ZM24 121V120H23ZM30 121V120H29ZM33 121V120H32ZM51 122H52V120H50ZM56 121H57V119H56ZM67 121V120H66ZM74 121V120H73ZM100 121V120H99ZM131 121V120H130ZM180 121V120H179ZM191 121V120H190ZM200 121V120H199ZM18 122V121H17ZM22 122V121H21ZM25 122V121H24ZM42 122V121H41ZM76 122V121H75ZM83 122H84V120H83ZM87 122V121H86ZM90 122V121H89ZM92 122H95L96 123V121H92ZM92 122H90V123H92ZM110 122H111V119H110ZM109 122V123H110ZM115 122V121H114ZM113 122V123H114ZM138 123H139V121H137ZM141 122V121H140ZM154 122V121H153ZM181 122V121H180ZM201 122V121H200ZM205 122V121H204ZM28 123V122H27ZM40 123V122H39ZM48 123H50V122H48ZM47 123V124H48ZM54 123V122H53ZM99 123V122H98ZM107 123V122H106ZM119 123V122H118ZM117 123V125H119L120 126V124H118ZM122 123H123V121H122ZM132 123V122H131ZM178 123V122H177ZM182 123V122H181ZM187 123H189V122H187ZM21 124V123H20ZM42 124H44V120H43V123ZM57 124H58V122H57ZM68 124V123H67ZM70 124V123H69ZM75 124V123H74ZM78 124V123H77ZM80 124H81V122H80ZM85 125H86V123H84ZM97 124V123H96ZM95 124V125H96ZM103 124V123H102ZM111 124V123H110ZM110 124H108V126L110 125ZM134 124L137 126L138 124H136L135 122H134ZM159 124V123H158ZM195 124H197V123H195ZM205 124V123H204ZM24 125V124H23ZM32 125V124H31ZM55 125H56V123H55ZM54 125V126H55ZM91 125V124H90ZM101 125V124H100ZM106 125V124H105ZM116 125V126H117ZM128 125H129V123H128ZM127 124L125 125V126H128ZM132 125V124H131ZM139 125V126H140ZM148 125H150V124H148ZM201 125V124H200ZM45 126V125H44ZM43 125H42V127H44ZM51 126H52V124H51ZM59 126H61V125H59ZM63 126V125H62ZM61 126V127H62ZM68 126H70L71 127V125H68ZM97 126V125H96ZM99 126V125H98ZM112 126V125H111ZM144 126V125H143ZM153 126V125H152ZM206 126H207V121H206ZM16 127V126H15ZM38 127V126H37ZM110 127V126H109ZM121 127H123V126H121ZM129 127H130V125H129ZM128 127V128H129ZM134 127V126H133ZM142 127V126H141ZM157 127V126H156ZM155 127V128H156ZM257 127V128H258ZM32 128V127H31ZM45 128H49V126L47 125ZM52 128V127H51ZM57 128V127H56ZM55 128V129H56ZM63 128V127H62ZM65 128V127H64ZM72 128H73V126H72ZM85 128H86V126H85ZM103 128H105L104 126H103ZM126 128V127H125ZM143 128V127H142ZM145 128V127H144ZM154 128V127H153ZM154 128V129H155ZM246 128V127H245ZM254 128V127H253ZM258 128V129H259ZM17 129V128H16ZM60 129V128H59ZM58 129V130H59ZM68 129V128H67ZM78 129H79V127H78ZM98 129V128H97ZM102 129V128H101ZM112 129V128H111ZM117 129H119L118 127H117ZM121 129V128H120ZM136 129V128H135ZM141 130V128L139 127L137 130ZM157 129V128H156ZM161 129V128H160ZM18 130V129H17ZM20 130H22V129H20ZM33 129H30V128H28V127H24V129H23V131L21 132L20 131V133H21V137H20V140H19V142H17L16 144H14L15 145V149H16V151L19 153V155L20 156H22L23 157V165H24V167H25V169L27 170V171H29L31 174H32V176L29 178V182L31 183V184H33V185H36V186H38V187H41V188H44V189H46V190H48V191H50V192H55V193H61V192H65V193H68L67 191L68 190H71V189H73V190H75V191H78V192H80V191H87V192H91V193H95V194H97V195H99L100 196V198L102 197V198H104V199H106V200H120V201H122V202H124L126 205H128L129 207H137V208H145L146 207V204H147V202H146V198H145V196L142 194V193H139L138 192V190H139V188H140V183H141V180H140V173H139V168L135 165V164H133V163H130V162H128V161H120V162H118L117 160H115V156H114V153H113V151H112V149H111V147H110V145L109 144H107L106 142H104V141H102V142H93L92 141V143L90 142L89 144H84V145H80V146H76V148H73V149H70V148H65L64 146H63V144L61 143V141L60 140H58L56 137H54V136H52V135H50V134H48V133H46V132H34V131H32ZM34 130H35V128H34ZM72 130V129H71ZM74 130V129H73ZM80 130H81V128H80ZM84 130V129H83ZM83 130H81V131H83ZM86 130V129H85ZM99 130H100V128H99ZM105 130H107V128L105 129ZM113 130V129H112ZM132 130V129H131ZM143 130V129H142ZM149 130V129H148ZM246 130H247V128H246ZM249 130V129H248ZM42 131V130H41ZM63 130H61V131H58V132H62ZM92 131V130H91ZM115 131H116V129H115ZM117 131H119V130H117ZM123 131V130H122ZM124 131H126V130H124ZM123 131V132H124ZM127 131H129V130H127ZM136 131V130H135ZM134 131V132H135ZM155 131V130H154ZM158 131V130H157ZM12 132V131H11ZM55 132V131H54ZM74 132V131H73ZM80 132V131H79ZM100 132V131H99ZM101 132H102V130H101ZM103 132H104V130H103ZM108 132V131H107ZM133 132V131H132ZM149 132H151V131H149ZM246 132H248V131H246ZM245 132V133H246ZM17 133H18V131H17ZM17 133H15V134H17ZM19 133V134H20ZM57 133V132H56ZM64 133H66V131H64ZM83 133V132H82ZM105 133H106V131H105ZM111 133V132H110ZM141 133H144V132H141ZM236 133V132H235ZM237 133H238V130H237ZM9 134V133H8ZM63 134V133H62ZM107 134H109V133H106V135ZM112 134V133H111ZM110 134V135H111ZM127 134V133H126ZM129 134V133H128ZM148 134V133H147ZM157 134V133H156ZM222 134V133H221ZM230 134V133H229ZM248 134V133H247ZM246 134V135H247ZM1 135V134H0ZM63 135H65V134H63ZM62 135V136H63ZM68 135V134H67ZM80 135V134H79ZM106 135H105V137H106ZM109 135V136H110ZM114 135V134H113ZM116 135V134H115ZM119 135V134H118ZM121 135H123V134H121ZM125 135V134H124ZM142 135V134H141ZM216 135V134H215ZM228 135V134H227ZM243 135H244V131H243ZM4 136V135H3ZM13 136V135H12ZM73 136V135H72ZM75 136V135H74ZM6 138H7V136H5ZM4 137V138H5ZM69 137V136H68ZM67 137V138H68ZM94 137V136H93ZM115 137V136H114ZM145 137V136H144ZM151 137V136H150ZM157 137V136H156ZM11 138V137H10ZM16 138H18V136H16ZM60 138V137H59ZM90 138V137H89ZM95 138H97L96 136H95ZM99 138V137H98ZM97 138V139H98ZM103 138V137H102ZM109 138V137H108ZM113 138V137H112ZM111 138V139H112ZM9 139V138H8ZM15 139V138H14ZM91 139V138H90ZM117 139V138H116ZM137 139V138H136ZM12 140V139H11ZM89 140V139H88ZM99 140H101V138H99ZM129 140V139H128ZM216 140V139H215ZM4 141V140H3ZM15 141V140H14ZM78 141V140H77ZM116 141V140H115ZM6 142V141H5ZM9 142V141H8ZM83 142V141H82ZM112 142V141H111ZM11 143V142H10ZM128 143V142H127ZM139 143V142H138ZM213 143V142H212ZM82 144V143H81ZM214 144V143H213ZM13 145V146H14ZM78 145V144H77ZM119 145V144H118ZM123 145V144H122ZM210 145V144H209ZM66 146V145H65ZM2 147H3V145H2ZM6 147V146H5ZM123 147H125V146H123ZM7 148V147H6ZM8 149V148H7ZM11 149H13V148H11ZM119 149V148H118ZM197 149V148H196ZM203 149V148H202ZM0 150H3L2 148L0 149ZM116 150V149H115ZM146 150V149H145ZM149 150V151H150ZM231 150V149H230ZM127 151V150H126ZM136 151V150H135ZM117 152V151H116ZM144 152V151H143ZM191 152V151H190ZM189 152V153H190ZM244 152H246V154H247V156H248V158H249V162H250V165H249V167H247L245 164H244V162L242 161V160H238V161H233V162H229V163H227V164H224V168L225 169H227L232 175H233V177H234V180H235V182L238 184V183H242V181H243V179L245 178V177H248V178H250V179H255L256 181H257V183L261 186V188H262V192H264V154L262 155V156H260V155H258V154H256V152H255V149H254V146H250V147H248V148H246V150L244 151ZM147 153V152H146ZM154 153V152H153ZM2 154H5V153H3V151H2ZM2 154H0L1 156L0 157H2ZM10 154V153H9ZM13 154V153H12ZM118 154V153H117ZM133 154V153H132ZM143 154H145V153H143ZM142 154V155H143ZM262 154V153H261ZM130 155V154H129ZM191 155V154H190ZM4 156V155H3ZM5 156H7V155H5ZM149 156H151L150 154H149ZM149 156H147L146 155V158L147 157H149ZM120 157H121V155H120ZM130 157V156H129ZM160 157H162V156H159V158ZM166 157V156H165ZM171 157V156H170ZM179 157V156H178ZM182 157V156H181ZM126 158V157H125ZM145 158V157H144ZM153 158H154V156H153ZM153 158H152V160H153ZM156 158V157H155ZM7 160H8V158H6ZM6 159H5V161H6ZM15 159V158H14ZM161 159V158H160ZM175 159V158H174ZM4 160V159H3ZM151 160V159H150ZM4 161V162H5ZM11 161H12V159H11ZM10 160H9V162H11ZM136 160H134V162H135ZM140 161V160H139ZM146 161V160H145ZM220 161H221V159H220ZM13 162V161H12ZM11 162V163H12ZM22 162V161H21ZM148 162V161H147ZM89 163H92V164H95V166L97 165V166H99L100 167V175L99 176H97V177H94L93 179H91V180H76L75 178H78V177H80V176H82L81 175V172H82V170L83 169H85L88 165H89ZM6 164V163H5ZM8 164V163H7ZM19 164V163H18ZM140 164V163H139ZM3 165V164H2ZM1 165V166H2ZM22 165V164H21ZM5 166V165H4ZM9 166V165H8ZM11 166V165H10ZM12 166H14V165H12ZM148 166V165H147ZM7 167V166H6ZM18 167V166H17ZM11 168V167H10ZM20 168H21V166H20ZM19 168V169H20ZM23 168V167H22ZM91 168H92V166H91ZM94 168V167H93ZM13 169H15V168H13ZM18 169V170H19ZM7 170V169H6ZM8 170H10V169H8ZM7 170V171H8ZM97 170V169H96ZM188 171V170H187ZM3 172V171H2ZM20 172V171H19ZM91 172H92V169H91ZM90 172V173H91ZM93 172H95V170L93 171ZM4 173V172H3ZM6 173V172H5ZM89 173V172H88ZM87 173V174H88ZM9 174V173H8ZM11 174V173H10ZM20 174V173H19ZM93 174V173H92ZM95 174V173H94ZM96 174H97V171H96ZM143 174V173H142ZM6 175V174H5ZM91 175V174H90ZM9 176V175H8ZM26 176H28V175H26ZM89 176V175H88ZM93 176V175H92ZM145 176H147V175H145ZM149 177V176H148ZM13 178V177H12ZM16 178V177H15ZM6 179H7V177H6ZM5 180V179H4ZM14 180V179H13ZM146 180V179H145ZM148 180V179H147ZM146 180V181H147ZM155 180V179H154ZM157 180V179H156ZM255 180H254V182H255ZM3 182V181H2ZM22 182V181H21ZM153 182V181H152ZM18 183V182H17ZM156 183V182H155ZM235 183V184H236ZM160 184V183H159ZM2 185V184H1ZM5 185V184H4ZM9 185V184H8ZM150 185H152V184H150ZM149 185V186H150ZM7 186V185H6ZM16 186H17V184H16ZM153 186V185H152ZM159 186V185H158ZM157 186V187H158ZM202 186V185H201ZM142 187V186H141ZM151 187V186H150ZM153 187H155V186H153ZM6 188V187H5ZM152 188V187H151ZM203 188V187H202ZM259 188V187H258ZM15 189V188H14ZM153 189V188H152ZM157 189V188H156ZM11 190H13V189H11ZM10 190V191H11ZM19 190V189H18ZM30 190V189H29ZM154 190V189H153ZM159 190H160V188H159ZM3 191V190H2ZM9 191V192H10ZM37 191V190H36ZM154 191H156V190H154ZM162 191V190H161ZM261 191V190H260ZM5 192V191H4ZM13 192V191H12ZM32 192V191H31ZM77 192V193H78ZM208 192V191H207ZM234 193L231 195V196H228L227 195V193L225 192V190L223 189V188H220V189H211L208 193H205V194H201V195H199V196H197V200H195L196 202L193 204V206L194 205H196L195 206V208L197 207V210H201V212H203L204 213V216L206 217V218H209V219H211L212 221H214L215 220V218H214V216H216V218L218 217V218H221L222 220V222L224 223V224H227V222H228V220H230V219H232V220H234L235 221V227H234V231L236 232V234L239 236L238 237V239H239V241L243 244V246H245V249H246V251L248 252V254H249V256H251V259H252V261H253V259H255L258 263H260V264H264V203L262 202L263 201V199H264V195L261 193V196L258 198V199H252V200H250V201H244L243 199H241L240 198V196H238L237 194H235V191H233ZM7 193V192H6ZM22 193V192H21ZM27 193V192H26ZM38 193V192H37ZM62 193V194H63ZM198 193V192H197ZM196 193V194H197ZM8 194V193H7ZM69 194V193H68ZM27 195V194H26ZM37 195H39V194H36V197H37ZM56 195V194H55ZM64 195V194H63ZM9 196V195H8ZM3 197V196H2ZM22 197H23V195H22ZM20 198V197H19ZM99 198V199H100ZM43 199V198H42ZM7 200H9V199H7ZM41 200V199H40ZM45 200V199H44ZM23 201H25V200H23ZM164 200L162 199V202H163ZM171 201V200H170ZM20 202H22V201H20ZM38 202L39 203H41L39 200H38ZM44 202H46V201H44ZM102 202V201H101ZM167 202V201H166ZM5 203V202H4ZM13 203V202H12ZM11 203V204H12ZM72 203V202H71ZM149 203V202H148ZM168 203V202H167ZM263 203V204H262ZM35 204H36V201H35ZM240 204H243L242 206L246 209V210H248V213H246V212H241V208L239 207V205ZM4 205V204H3ZM8 205V204H7ZM33 205V204H32ZM37 205V204H36ZM42 205V204H41ZM40 205V206H41ZM79 205H82V204H79ZM169 205V204H168ZM39 206V205H38ZM44 206V205H43ZM90 206V205H89ZM147 206H149V205H147ZM21 207H22V205H21ZM25 207V206H24ZM87 207V206H86ZM85 207V208H86ZM152 207V206H151ZM18 208H19V206H18V204H14V205H12V206H0V215H7V214H10V215H14V214H16V212H17V210H18ZM26 208V207H25ZM29 208V207H28ZM39 208V210H40V207H38ZM80 208V207H79ZM82 208V207H81ZM148 208V207H147ZM24 209V208H23ZM89 209V208H88ZM150 209V208H149ZM148 209V210H149ZM154 209V208H153ZM175 209H177V208H175ZM28 210V209H27ZM34 210V209H33ZM38 210V211H39ZM82 210H84V209H82ZM146 210V209H145ZM151 210V209H150ZM178 211H179V209H177ZM22 211V210H21ZM37 211V210H36ZM74 211V210H73ZM134 211V210H133ZM147 211V210H146ZM177 211V212H178ZM30 212H31V210H30ZM124 212H126V211H124ZM142 212V211H141ZM148 212V211H147ZM150 212V211H149ZM152 212V211H151ZM174 212V211H173ZM19 213H21V212H19ZM27 213V212H26ZM73 213V212H72ZM144 213V212H143ZM152 213H154V212H152ZM38 214H40V213H38ZM148 214V213H147ZM219 214H220V216H219ZM12 215V216H13ZM29 215V214H28ZM71 215V214H70ZM176 215V214H175ZM18 216L19 217H21L19 214H18ZM17 216V217H18ZM30 216V215H29ZM88 216V215H87ZM143 216V215H142ZM155 216V215H154ZM16 217V218H17ZM23 217V216H22ZM89 217V216H88ZM90 217H91V215H90ZM97 217V216H96ZM95 217V218H96ZM125 217H127V216H125ZM204 217V218H205ZM27 218V217H26ZM156 218V217H155ZM160 218V217H159ZM163 218V217H162ZM12 219V218H11ZM22 219V218H21ZM20 219V220H21ZM209 219H207V220H209ZM26 220V219H25ZM63 220V219H62ZM110 220V219H109ZM177 221V220H176ZM2 221H0V223H1ZM20 222V221H19ZM100 222V221H99ZM158 222H160V221H158ZM163 222V221H162ZM74 223V222H73ZM95 223H97V222H95ZM153 223V222H152ZM79 224H81V222L79 223ZM98 224V223H97ZM20 225V224H19ZM77 225V224H76ZM215 225H219L218 223H216ZM25 226V225H24ZM79 226V225H78ZM80 227H82V226H80ZM101 227V226H100ZM109 227V226H108ZM216 227V226H215ZM217 227H219V226H217ZM26 228V227H25ZM79 228V227H78ZM132 228V227H131ZM162 229V228H161ZM175 229V228H174ZM191 229V228H190ZM79 230V229H78ZM104 230V229H103ZM102 230V231H103ZM119 230V229H118ZM137 230V229H136ZM172 230V229H171ZM82 231V230H81ZM104 231H106V230H104ZM165 231V230H164ZM193 231V230H192ZM63 232V231H62ZM139 232V231H138ZM74 234H75V232H73ZM78 233V232H77ZM96 233V232H95ZM205 233V232H204ZM100 234H102L101 232H100ZM100 234H97V235H99L100 236ZM119 234V233H118ZM130 234V233H129ZM147 234V233H146ZM154 234V233H153ZM235 234V235H236ZM27 235H29V234H27ZM76 235V234H75ZM96 235V234H95ZM121 235V234H120ZM138 235V234H137ZM68 236V235H67ZM66 236V237H67ZM73 236V235H72ZM78 236V235H77ZM98 236V237H99ZM102 236V235H101ZM100 236V237H101ZM143 236V235H142ZM33 237V236H32ZM120 237V236H119ZM118 237V238H119ZM129 237V236H128ZM170 237V236H169ZM102 238V237H101ZM116 238V237H115ZM130 238V237H129ZM236 238H237V236H236ZM26 239H30L29 238V236H28V238H26ZM120 239V238H119ZM118 239V240H119ZM133 239H135V237L133 238ZM102 240V239H101ZM118 240H115V242L116 241H118ZM166 240V239H165ZM183 240V239H182ZM3 242V241H2ZM102 243H103V241H101ZM145 242V241H144ZM5 244V243H4ZM101 244V243H100ZM137 244V243H136ZM102 245V244H101ZM98 246V245H97ZM100 247V246H99ZM145 247H146V245H145ZM104 249L106 248V247H103ZM141 248V247H140ZM107 249V248H106ZM108 251V250H107ZM136 251V250H135ZM105 252V251H104ZM130 252V251H129ZM133 252V251H132ZM107 252H105L104 254H106ZM256 254V255H255ZM107 256H108V254H107ZM134 256V255H133ZM146 256H147V258L148 259H146V260H148V264H218L219 263V260H220V258H219V256H217L215 253H213V252H210V251H208L207 249H205V248H203L202 246H200L199 244H190V243H188V242H186V243H183V244H178V245H173L172 243H170V242H165V243H155V242H153V243H151V244H149L148 246H147V248H146ZM102 257H104V256H102ZM1 258V257H0ZM95 258V257H94ZM93 258V259H94ZM100 258H101V256H100ZM136 258V257H135ZM138 258V257H137ZM144 258H146V257H144ZM255 260H254V262H255ZM10 261H8V260H6V259H0V264H10L9 263ZM142 262V261H141ZM147 262V261H146ZM128 264V263H127ZM137 264H138V262H137Z\"/></svg>","mask_w":264,"mask_h":264}]
</instances>
